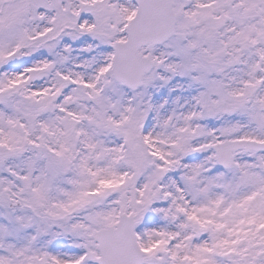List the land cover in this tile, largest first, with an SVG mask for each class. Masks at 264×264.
<instances>
[{
    "label": "snow or ice",
    "instance_id": "1",
    "mask_svg": "<svg viewBox=\"0 0 264 264\" xmlns=\"http://www.w3.org/2000/svg\"><path fill=\"white\" fill-rule=\"evenodd\" d=\"M0 264H264V0H0Z\"/></svg>",
    "mask_w": 264,
    "mask_h": 264
}]
</instances>
